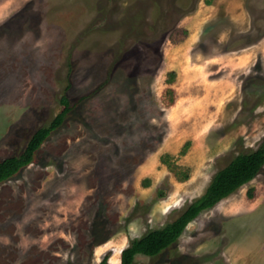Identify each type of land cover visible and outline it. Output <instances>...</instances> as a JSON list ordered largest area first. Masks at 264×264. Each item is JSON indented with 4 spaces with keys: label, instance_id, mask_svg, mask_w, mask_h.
<instances>
[{
    "label": "rangeland",
    "instance_id": "1",
    "mask_svg": "<svg viewBox=\"0 0 264 264\" xmlns=\"http://www.w3.org/2000/svg\"><path fill=\"white\" fill-rule=\"evenodd\" d=\"M64 93L62 126L0 183V264H117L264 146V0H0V160ZM134 264H264V165Z\"/></svg>",
    "mask_w": 264,
    "mask_h": 264
},
{
    "label": "trees",
    "instance_id": "2",
    "mask_svg": "<svg viewBox=\"0 0 264 264\" xmlns=\"http://www.w3.org/2000/svg\"><path fill=\"white\" fill-rule=\"evenodd\" d=\"M174 74V72H171ZM61 109L52 121L38 128L28 140L25 149L19 155H13L0 160V183L10 179L22 168L28 166L35 159L41 145L53 131L62 126L67 115L72 111L69 97L64 93L60 98ZM188 143L184 145L186 147ZM184 149L181 151L183 152ZM169 154L161 156L162 163L175 173L179 181L189 178V172L181 166L169 161ZM264 165V146L253 151L241 152L213 176L205 192L189 203L186 208L171 222L164 226L152 229L144 235L134 238L129 245L122 249L119 264H134L137 255L156 256L177 242L187 225L192 222L202 211L214 207L222 199L233 193L240 186L251 181ZM148 186L149 180L144 179L143 185ZM163 192L159 193L162 196ZM253 190L249 191V197ZM98 264H110L109 254L106 253Z\"/></svg>",
    "mask_w": 264,
    "mask_h": 264
},
{
    "label": "bare ground",
    "instance_id": "3",
    "mask_svg": "<svg viewBox=\"0 0 264 264\" xmlns=\"http://www.w3.org/2000/svg\"><path fill=\"white\" fill-rule=\"evenodd\" d=\"M120 253H121L120 251H119V252H117V253L115 254V255H116V257H117V256H119V254H120Z\"/></svg>",
    "mask_w": 264,
    "mask_h": 264
},
{
    "label": "crops",
    "instance_id": "4",
    "mask_svg": "<svg viewBox=\"0 0 264 264\" xmlns=\"http://www.w3.org/2000/svg\"><path fill=\"white\" fill-rule=\"evenodd\" d=\"M110 257V256H109ZM109 262H110V260H109ZM111 263V262H110ZM119 263H120V260H119ZM119 263H117V264H119Z\"/></svg>",
    "mask_w": 264,
    "mask_h": 264
}]
</instances>
